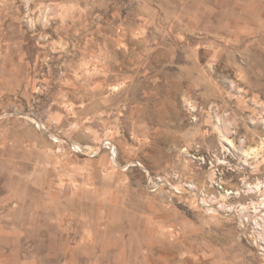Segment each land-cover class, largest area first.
Listing matches in <instances>:
<instances>
[{"label": "rangeland", "instance_id": "374dc122", "mask_svg": "<svg viewBox=\"0 0 264 264\" xmlns=\"http://www.w3.org/2000/svg\"><path fill=\"white\" fill-rule=\"evenodd\" d=\"M38 144L85 215L26 218ZM71 223L75 264H264V0H0V259Z\"/></svg>", "mask_w": 264, "mask_h": 264}, {"label": "crops", "instance_id": "0c3cea01", "mask_svg": "<svg viewBox=\"0 0 264 264\" xmlns=\"http://www.w3.org/2000/svg\"><path fill=\"white\" fill-rule=\"evenodd\" d=\"M61 116L53 117L60 118ZM31 132L32 134L35 133L33 130ZM36 140L39 144L42 143L41 136H38ZM78 143H81L80 140H78ZM39 144L36 146L25 147L27 155L26 160L34 162L39 159L40 162V169H34V175L36 176V173L38 172V177H40V179L34 177V181H39L38 184H35L27 178L26 181H24L25 185L23 189L25 190V196L21 200L23 202L22 205L24 207L23 210L25 211L26 218L35 219L38 218L39 214H48L49 212L51 219H54V223L58 224V219L63 216L73 218L85 215L89 211L88 205L91 197L88 193H85V188L82 186L91 184L88 175H85L84 173L83 182L79 183L81 184V187L74 189L73 193L65 192L69 189H67V187H70L73 184V180H70L66 175V171L69 170L72 172V169L68 167L63 168L64 165H60L57 161L56 163H52L53 165L45 164V152L42 150L46 148L41 146L42 144ZM49 166H51L50 170ZM78 169L83 170L81 167H77L73 170H77L78 172ZM26 171L29 172L28 170ZM48 172L56 173V178H49ZM54 182H56L61 188H53ZM75 202H77V205L74 204ZM48 208L50 209L49 211ZM39 209L42 210L39 211ZM161 217H164V215ZM148 223L152 224L147 217L145 224ZM56 229V232L40 231L42 235L46 233L50 235V240L48 242L42 245L35 243L33 245L34 247H32V244L30 243L25 245L26 250L36 249L34 254L23 253V248L20 244L10 245V248L8 249L9 251L4 253L3 259H0V264H75V260L78 259L75 256L76 251L81 253L83 259H85V255L89 259L90 254L82 250L83 247L80 245L81 243L76 244L74 242V234L76 232H85L87 235V230L85 231L83 228L74 229L72 223L65 228L58 226ZM59 234L63 236L59 237ZM98 249L99 251H102V253H99L97 260H101V258L106 257V246H99ZM86 264H88V262Z\"/></svg>", "mask_w": 264, "mask_h": 264}, {"label": "built area", "instance_id": "2783aa9c", "mask_svg": "<svg viewBox=\"0 0 264 264\" xmlns=\"http://www.w3.org/2000/svg\"><path fill=\"white\" fill-rule=\"evenodd\" d=\"M191 102H193V101H191ZM194 104H190L189 103V108H191L190 110H192V111H195L194 109H195V107L193 106ZM188 108V109H189ZM194 118V117H193ZM199 148H201V145L199 144V143H196V144H194L192 147H191V149H193L194 151H198V149ZM189 150V147L188 146H184L183 148H182V151L184 152V153H186L187 155H192L193 156V154L191 153V152H189L188 151ZM194 157H195V155H194Z\"/></svg>", "mask_w": 264, "mask_h": 264}]
</instances>
